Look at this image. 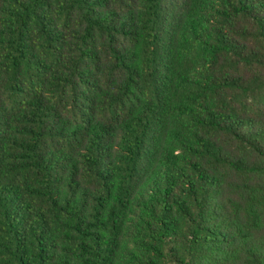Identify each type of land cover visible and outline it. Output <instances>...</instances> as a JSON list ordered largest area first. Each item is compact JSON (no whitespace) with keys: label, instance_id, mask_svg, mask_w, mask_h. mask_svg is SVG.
<instances>
[{"label":"trees","instance_id":"1","mask_svg":"<svg viewBox=\"0 0 264 264\" xmlns=\"http://www.w3.org/2000/svg\"><path fill=\"white\" fill-rule=\"evenodd\" d=\"M0 264H264V0H0Z\"/></svg>","mask_w":264,"mask_h":264}]
</instances>
